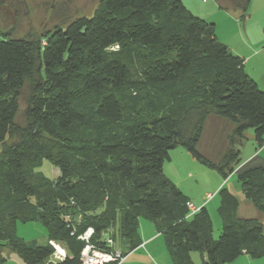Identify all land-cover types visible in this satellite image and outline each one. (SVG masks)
I'll list each match as a JSON object with an SVG mask.
<instances>
[{
    "label": "trees",
    "instance_id": "16d2710c",
    "mask_svg": "<svg viewBox=\"0 0 264 264\" xmlns=\"http://www.w3.org/2000/svg\"><path fill=\"white\" fill-rule=\"evenodd\" d=\"M11 1L0 0V11ZM215 1L240 21L248 16L250 0ZM1 35L0 263L8 248L24 264H82L77 235L88 227L97 248L116 242L126 255L141 244V217L163 235L173 264H193L192 252L202 264L264 256L263 224L237 215L239 198L228 187L216 192L214 239L207 208L191 213L188 197L162 174L169 151L181 146L226 179L241 162L247 129L264 144V90L212 23L181 0H98L90 16L43 35ZM210 117L231 124L216 161L197 150ZM43 159L57 167L55 179L36 170ZM236 180L264 219V166ZM17 220L41 223L45 243L17 237ZM50 240L64 248L62 259H51Z\"/></svg>",
    "mask_w": 264,
    "mask_h": 264
},
{
    "label": "rangeland",
    "instance_id": "374dc122",
    "mask_svg": "<svg viewBox=\"0 0 264 264\" xmlns=\"http://www.w3.org/2000/svg\"><path fill=\"white\" fill-rule=\"evenodd\" d=\"M97 2L98 0H12L11 8L3 7L0 11V38L2 37L1 32L6 31L9 32V35L6 36L11 35L13 37L43 35L57 26H65L76 16H90ZM20 108H23V102H21ZM16 120L20 123L23 122L21 113L18 114ZM230 129L231 124L228 121L210 117L205 123L197 150L211 160L216 161L227 146L226 136ZM255 150H259V147L254 140L253 130L247 129L244 143L240 147L239 156L243 159L246 154ZM260 156L264 157V150L260 153ZM36 170L49 179H55L59 173L57 167L52 165L47 159H43ZM162 174L169 178L181 191V188H186L193 195L202 198L205 195L204 192L212 190L214 179L221 177L216 170L206 167L181 146L169 151V159L164 161L162 165ZM225 187H228L233 192H238L239 183L236 180V175L233 176L229 183H226ZM212 196L214 197L212 198ZM206 198V208L212 222V236L216 239L221 228L220 216L216 210L219 197L213 193L210 197L206 196ZM243 203L245 205H241L240 214L246 218L257 217L258 221L263 224L264 234V219L261 214L256 210L254 211L258 216L255 215V212L251 213V208H248L252 207L251 204L246 201ZM15 233L17 237L27 241L29 244H43L46 241V230L41 223L36 221L17 220ZM141 234H154L152 236L153 241L146 245L143 243V246L138 245L127 253L124 264H154V261H159L157 258L162 261L163 255L168 263L173 264L166 251L163 235L157 231L152 221L143 217L139 218L138 221V237L140 241L142 239ZM106 237H109L113 243V239L109 234ZM58 247L65 256L64 248L59 244ZM114 247L115 250H121L116 242ZM1 255L5 261L0 264H24L16 253L8 248L2 249ZM190 257L193 264H202L201 256L198 252H192ZM51 259L56 260L53 256H51Z\"/></svg>",
    "mask_w": 264,
    "mask_h": 264
},
{
    "label": "crops",
    "instance_id": "0c3cea01",
    "mask_svg": "<svg viewBox=\"0 0 264 264\" xmlns=\"http://www.w3.org/2000/svg\"><path fill=\"white\" fill-rule=\"evenodd\" d=\"M181 1L192 14L214 25L216 38L222 42L228 50L243 60V68L246 74L261 90H264V0L249 1L248 16L244 21H240L237 12L220 8L215 0ZM263 150L264 146L262 145L259 150L246 154L243 159L240 157L241 162L235 167L233 172L226 179L222 177L214 179L212 190L204 192L205 195L203 198L193 195L186 188H180L195 207H206V196L210 197L213 193L216 194L217 190L222 185L225 186L226 183H229L233 176L239 171L250 167L264 166V157L260 156ZM233 193L239 198L237 215L244 217L240 214V210L241 205H245L243 202L246 200L241 197L239 189L238 192ZM214 196H212V198ZM248 208H251V213L255 212L253 207ZM255 215L258 216L256 212ZM153 235L154 234H141L142 239L140 246H143V243L145 245L150 244L153 241ZM157 259L159 261H154V264H170L166 261L164 255L162 261L159 258ZM124 261L125 259L120 264H124ZM227 264H264V256L251 258L242 254Z\"/></svg>",
    "mask_w": 264,
    "mask_h": 264
},
{
    "label": "built area",
    "instance_id": "2783aa9c",
    "mask_svg": "<svg viewBox=\"0 0 264 264\" xmlns=\"http://www.w3.org/2000/svg\"><path fill=\"white\" fill-rule=\"evenodd\" d=\"M187 209L192 213L198 210V207H195L190 201L186 202ZM92 228L88 227L83 232L77 235V238L83 242L82 248L80 250L79 259L82 264H120L125 256L120 250H102L93 245L90 241L92 235ZM74 229L70 232L73 235ZM106 244L111 246L112 240L109 237L105 238ZM49 244L53 247L52 256L54 259H62L64 253L58 247V244L55 241H49Z\"/></svg>",
    "mask_w": 264,
    "mask_h": 264
}]
</instances>
